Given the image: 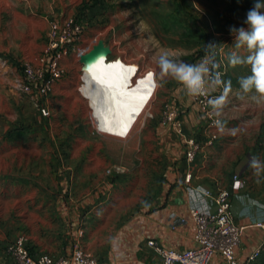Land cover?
I'll use <instances>...</instances> for the list:
<instances>
[{"label": "rangeland", "instance_id": "374dc122", "mask_svg": "<svg viewBox=\"0 0 264 264\" xmlns=\"http://www.w3.org/2000/svg\"><path fill=\"white\" fill-rule=\"evenodd\" d=\"M253 3L0 0V58L10 64H0V264H7L3 245L26 236L18 228L19 221L27 219L37 224L45 218L54 222L53 217L43 214L46 206L41 208L39 201L53 199V194L45 190L57 183V173L66 175L72 188L63 197L67 212L71 214L75 206L79 212L82 232L73 241L78 240L76 245L95 258L111 252L120 229L153 206L167 165L158 144L159 132L166 126L165 112L180 108L174 101L177 90H189L177 79L175 69L163 67L162 57L167 54L166 58L177 65L185 62L203 66L207 55L199 54L205 44L212 43L214 58L208 60L223 61L220 68L214 67L220 71L221 82L228 85L230 80L250 77V88H261L264 93V56L257 59L256 49L238 38V29L248 27L246 13ZM70 19L78 22L81 33L77 40L78 36L67 39L68 54L58 63L61 79L44 96L16 93L12 80L23 68L49 75L47 64L57 51L51 46L53 25L64 30ZM99 40L111 50L106 64L119 58L128 66H136L137 79L152 75L156 85L151 105L124 139L98 131L94 110L80 92L84 82L79 55L92 50ZM230 58L238 62L230 63ZM41 108L46 109L47 116ZM32 168L39 170L34 172ZM97 191L101 192L98 205L83 203ZM58 225V236L38 241L42 252L55 256L60 251L61 257L66 236ZM252 264H264V254Z\"/></svg>", "mask_w": 264, "mask_h": 264}, {"label": "crops", "instance_id": "0c3cea01", "mask_svg": "<svg viewBox=\"0 0 264 264\" xmlns=\"http://www.w3.org/2000/svg\"><path fill=\"white\" fill-rule=\"evenodd\" d=\"M134 70L135 74L137 71ZM250 86L247 83V88L242 87L241 81L234 79L228 85L221 81L210 82L209 88L213 95L211 106L219 119V126L210 133L205 131L202 116L191 102V90L183 93L176 91L174 101L180 107L179 121L184 134L178 135L169 125L163 126L159 132L158 144H161L160 149L165 154L167 165L153 206L149 211L135 215L130 223L120 229L111 243V252L103 257L98 254L100 261L105 264H160L153 249L147 244L149 239L166 249L181 251L192 248L195 245V224L189 217L191 203L188 189H209L213 193L218 190L227 191L231 196L235 222L243 227L241 242L234 250V255L239 262H244L255 250L262 239V230L256 223L264 221V149L261 148L264 95H261V88ZM212 134L216 138L211 145L206 146L205 141ZM188 139L201 144V149L191 161L186 159ZM25 167L20 169L23 171ZM32 170L37 172L39 169ZM235 174L240 176L241 183L233 182ZM187 175H190L189 180H186ZM56 178L57 183L46 188L50 190H45L49 195L53 194V199L39 201L41 208L46 206L43 214L53 217L54 222L50 223L44 218L36 224L22 219L18 228L21 233L26 234L20 236L28 241L31 252L49 254L41 251L38 240L52 238L56 234L58 236L60 223L66 236L65 257L70 255L74 245L78 243V240L73 239L79 238L82 230L79 229V212L75 210L76 206L69 214L64 205L63 197L71 188L68 178L59 173ZM94 194L89 198L91 200L83 203L98 205L101 192ZM70 202L77 204V201ZM178 219L185 222L176 224ZM13 240L15 239H10L3 245L2 253L7 264L10 262L6 257L5 247ZM54 257H60V251ZM220 263L217 256L210 261V264Z\"/></svg>", "mask_w": 264, "mask_h": 264}, {"label": "built area", "instance_id": "2783aa9c", "mask_svg": "<svg viewBox=\"0 0 264 264\" xmlns=\"http://www.w3.org/2000/svg\"><path fill=\"white\" fill-rule=\"evenodd\" d=\"M58 26L60 25H53L51 46L57 51L54 50L55 53L49 64H47L49 65V75L44 72H42L44 73L43 76L42 73L34 74L29 69L23 68V72L21 74L16 72L12 80L11 87L16 93L22 96H32L34 92H37L44 96L51 91L54 83L61 79L62 70L58 63L63 56L68 54L69 41L67 39L72 40L71 38L78 36L81 33V26L73 19L65 22L64 30H61ZM79 37H76V40ZM208 59H205L203 65L207 71L202 74V85L198 86L196 91L191 90V102L202 116L205 131L210 133L213 128L219 126V119L211 106L213 95L209 84L212 81H221L218 79L220 71L216 72L214 67L217 65L220 68L223 61L219 58L218 63L214 61L211 63ZM0 64L1 66H10L9 61L3 57L0 58ZM40 111L43 115H48L45 108H41ZM179 115L177 109L170 108L165 112L164 122L175 130L178 135L183 136L184 129H182V124L179 121ZM215 138L214 134L210 135L205 141L206 146L211 145ZM186 144L188 146L186 159L191 161L201 149V144L191 139H188ZM118 170L117 168L116 172ZM189 178L190 175H187L186 180H189ZM232 180L235 184L241 183L238 174L233 175ZM188 192L191 203L189 217L195 224L193 234L195 245L187 250L177 251L162 248L158 243L149 239L147 244L153 249L160 260V264H210L212 258L216 256L220 258V264H251L264 254V221L256 223V226L262 230L261 243L244 262H239L234 255V250L240 245L243 227L238 226L235 222L231 210L230 194L224 190L213 193L209 189L198 191L188 189ZM176 222V224H181L185 220L178 219ZM5 253L10 264H105L98 258L85 253L76 244L70 255L65 257L56 258L50 254L33 253L23 236L9 242L5 247Z\"/></svg>", "mask_w": 264, "mask_h": 264}, {"label": "bare ground", "instance_id": "6f19581e", "mask_svg": "<svg viewBox=\"0 0 264 264\" xmlns=\"http://www.w3.org/2000/svg\"><path fill=\"white\" fill-rule=\"evenodd\" d=\"M106 60L83 66L84 84L80 92L94 110L98 131L105 136L124 139L151 105L156 85L152 75L137 79L136 66L119 60L106 64Z\"/></svg>", "mask_w": 264, "mask_h": 264}, {"label": "clouds", "instance_id": "9594fccd", "mask_svg": "<svg viewBox=\"0 0 264 264\" xmlns=\"http://www.w3.org/2000/svg\"><path fill=\"white\" fill-rule=\"evenodd\" d=\"M245 23L247 28L241 27L238 29V38L249 48L256 49V58L264 56V0H254L253 6L246 13ZM167 54L162 57V65L165 68H173L176 70L177 79H179L190 90L196 91L197 87L202 85V74L207 71L202 65H193L181 62L179 65L172 60L166 58ZM236 58H230V63H237ZM249 78L241 80V86L247 88ZM264 95V93H261ZM215 104V101H213Z\"/></svg>", "mask_w": 264, "mask_h": 264}, {"label": "water", "instance_id": "95a60500", "mask_svg": "<svg viewBox=\"0 0 264 264\" xmlns=\"http://www.w3.org/2000/svg\"><path fill=\"white\" fill-rule=\"evenodd\" d=\"M110 55V48L105 45L104 41L99 40L98 43L92 47V50L79 55V63L82 64V66H86L97 61L104 62ZM118 59L119 58L116 59L117 62Z\"/></svg>", "mask_w": 264, "mask_h": 264}, {"label": "trees", "instance_id": "16d2710c", "mask_svg": "<svg viewBox=\"0 0 264 264\" xmlns=\"http://www.w3.org/2000/svg\"><path fill=\"white\" fill-rule=\"evenodd\" d=\"M204 46L205 47H203V49L201 50V53L199 54V56L202 57V56L207 55V58H209L210 60L213 59L214 57H213V49H212L213 46H212V43L209 44V45L205 44ZM46 78H47V76H46Z\"/></svg>", "mask_w": 264, "mask_h": 264}]
</instances>
